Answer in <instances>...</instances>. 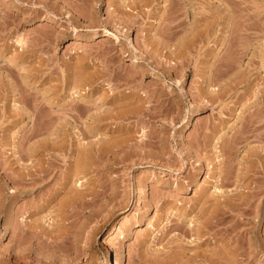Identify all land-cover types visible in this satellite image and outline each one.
<instances>
[{
	"label": "rangeland",
	"instance_id": "obj_1",
	"mask_svg": "<svg viewBox=\"0 0 264 264\" xmlns=\"http://www.w3.org/2000/svg\"><path fill=\"white\" fill-rule=\"evenodd\" d=\"M28 138L0 264H264V0H0V162Z\"/></svg>",
	"mask_w": 264,
	"mask_h": 264
},
{
	"label": "bare ground",
	"instance_id": "obj_2",
	"mask_svg": "<svg viewBox=\"0 0 264 264\" xmlns=\"http://www.w3.org/2000/svg\"><path fill=\"white\" fill-rule=\"evenodd\" d=\"M74 99V98H73ZM25 113H27V112H25ZM30 116V115H29ZM27 117L26 119H31L30 117ZM23 118V117H22ZM36 118V117H35ZM37 120V119H36ZM261 120V119H260ZM32 121V120H31ZM35 121V120H34ZM36 122V121H35ZM34 127V126H33ZM88 129V128H87ZM89 130V129H88ZM90 130H92V129H90ZM37 132V131H36ZM89 133H91L90 131H89ZM91 134H93V133H91ZM36 136V135H35ZM91 136V135H90ZM101 140H102V138H100ZM105 138H103V140H104ZM29 140H31V138H28V140L25 142V140H24V144H23V146H22V141H21V146H22V149H20V152H18L19 151V149H18V151L16 150L17 148H18V146H17V148H16V145L15 146H13V148H14V151L12 152V155H7V158H6V156L4 157V161H1L0 162V180L2 181V182H6V184L7 183H12L13 182V184H15L16 185V190H13L12 191V193L14 192V194L16 195V193H23V192H27V191H31V190H33L37 185H39L40 183H42L43 181H45L46 179H47V177L49 176V174H50V169L52 168V165L53 164H55L54 162H53V160H51L50 162H52L51 164H48V165H46L49 161L48 160H50V159H48L47 160V163H46V158L43 156L44 155V152H46L45 150H48L49 148V146H46V144L44 145V144H39V143H37V144H32ZM102 140V141H103ZM106 140V139H105ZM98 141H100V140H98ZM107 141V140H106ZM105 141V142H106ZM42 142V141H41ZM96 142V141H95ZM101 142V141H100ZM109 142V141H108ZM18 143V142H17ZM12 145L14 144V143H11ZM82 144V143H81ZM91 144V143H90ZM93 144H94V142H93ZM97 144H98V142H97ZM103 144H104V142H103ZM106 144V143H105ZM109 144H111V143H109ZM115 143H113V145H114ZM19 145V144H18ZM86 145L87 144H85V147H86ZM101 145H102V143H101ZM112 145V147L114 148L115 146H113ZM118 144H116V146H117ZM20 146V145H19ZM82 146V145H81ZM99 146V147H98ZM98 146H97V148L98 149H96V150H99L98 151V156L97 157H95V158H97V161H98V157H100L104 152L102 151V150H105L102 146H100V143L98 144ZM107 146H109V145H107ZM51 147H52V145H51ZM51 147H50V149H51ZM83 147H84V145H83ZM84 147V148H85ZM88 147V146H87ZM93 147V146H92ZM106 147V146H105ZM11 148H12V146H11ZM20 148V147H19ZM48 148V149H47ZM83 148V149H84ZM94 148V147H93ZM90 149V147H88V149L89 150H87L86 151V157H87V159H90V158H92V157H94V155H96V154H93L94 152H92L94 149ZM82 149V148H81ZM82 149V150H83ZM107 149H109V148H107ZM110 149H111V146H110ZM114 149H116V150H118V148H114ZM13 150V149H12ZM16 150V151H15ZM52 150H54L53 148H52ZM92 150V151H91ZM106 151H108V150H106ZM110 151H113L114 152V150H110ZM96 152V151H95ZM109 152V151H108ZM42 153V154H41ZM110 153V152H109ZM46 154V153H45ZM80 154H81V152H80ZM106 154V153H105ZM83 155V154H82ZM104 155V154H103ZM102 155V156H103ZM11 156H13L14 157V159H10L11 158ZM40 156V157H39ZM38 157V161L37 162H34L33 160H34V158L36 159ZM42 157H44V158H42ZM84 157V156H83ZM2 158V157H1ZM1 158H0V160H1ZM3 159V158H2ZM58 159V158H57ZM82 159V158H81ZM86 159V158H85ZM100 159H101V157H100ZM82 161V160H81ZM94 161H96V160H94V158H93V164L95 163ZM220 161V160H219ZM49 162V163H50ZM79 162H80V160H79ZM87 162L88 161H86V164H87ZM57 164V163H56ZM85 164V163H84ZM85 164V165H86ZM89 164V163H88ZM80 166V165H79ZM93 166V165H92ZM91 166V167H92ZM53 167H54V169H56L55 168V166L53 165ZM83 167V166H82ZM34 168V169H33ZM69 169V168H68ZM86 169H87V166H86ZM91 169V168H90ZM52 170V169H51ZM78 171V170H77ZM77 171H76V173H77ZM227 173V172H226ZM52 174V173H51ZM50 174V175H51ZM71 176V175H70ZM75 176V175H74ZM226 176V179H224L225 177H223V179L222 180H226V181H229V179H227V177L229 176H227V175H225ZM228 178H230V177H228ZM65 179L66 180H69L70 179V177H69V175L67 174V175H65ZM240 179V178H239ZM258 179V178H257ZM256 180V179H255ZM226 181H224L225 182V184L227 183ZM236 181V180H235ZM78 182V180L75 182V184ZM223 182V181H222ZM224 182L222 183V186L223 185H225L224 184ZM263 182V181H262ZM3 183V185L1 186V184H0V186L2 187V189L0 188V198L5 194L6 195V191L5 192H3V190L5 189V184ZM229 183V182H228ZM234 183V182H233ZM240 183V182H239ZM13 184H12V186H13ZM67 183L65 182V184L64 185H66ZM78 184V183H77ZM256 184V183H255ZM239 185V184H238ZM238 185H236V186H238ZM254 186V185H253ZM257 186V185H256ZM256 186H254V188H257ZM259 186V185H258ZM15 187V186H14ZM75 187H77V186H75ZM248 187H249V185H248ZM13 188V187H12ZM237 188V187H236ZM238 188H239V186H238ZM237 188V189H238ZM260 188V187H259ZM262 188H263V186H262ZM261 188V189H262ZM89 189V188H88ZM216 189H218V190H220V188H216ZM237 189H235V191H236V193H238V195L237 194H235L234 195V192L235 191H232L233 193H232V195L233 196H236V199L231 195V193L229 194V195H231V197L229 196V197H226V196H228V194L226 195L225 194V197L227 198H225L226 200L224 201V205H226V203H227V205H228V207L226 206V208H227V211H226V208H225V210H222V217L220 218V215L218 216V218H215L216 217V215L215 214H213V218H210L209 216H207V217H209L210 219H208V221H206L205 223H201V224H199V223H197L196 225H197V229L195 230L194 229V227H195V224H193L192 223V221L189 223V225L190 224H193L194 225V227L192 226V225H190L189 227H191V229H190V231H192L195 235H200V234H202L201 232L202 231H204V229H211V227H214V226H218V224H220V226H222V224H224V223H226V222H223L222 224L220 223V220H221V222H222V219L223 220H225L224 218H225V215L228 213V215L230 216L233 212V210H236L237 209V206H247L246 204H244V203H246L245 201H244V203H243V201H239L238 203H237V199L239 200V197H241V192H238V190ZM240 189V188H239ZM260 190V189H259ZM221 191V190H220ZM223 191V190H222ZM243 191V190H242ZM252 191V190H251ZM254 191H256V189L254 190ZM258 191V190H257ZM259 192H261V191H258L257 193H255L254 195H256V194H258ZM81 193V192H80ZM221 193V192H220ZM226 193V192H225ZM239 193H241L240 195H239ZM252 192H250V194H251ZM254 193V192H253ZM243 194H245V191H244V193ZM246 194H247V192H246ZM245 194V195H246ZM260 194V193H259ZM4 195V196H5ZM84 195V194H83ZM9 196V195H8ZM12 197L14 196V195H11ZM242 196H244V195H242ZM10 197V196H9ZM53 197V196H52ZM55 197V196H54ZM233 197V198H232ZM238 197V198H237ZM14 198V197H13ZM16 198V197H15ZM73 198V197H72ZM243 198V197H242ZM242 198H240L241 200H243ZM255 198V197H254ZM7 199V198H6ZM78 199V198H77ZM85 199V198H84ZM216 199V198H215ZM2 200V199H1ZM0 200V201H1ZM11 200V199H10ZM51 200V199H50ZM79 200V199H78ZM208 200V199H207ZM247 200V199H246ZM4 201H6L5 200V197H4ZM3 201V202H4ZM76 201V200H75ZM81 201H83V200H81ZM206 201V200H205ZM209 201V200H208ZM220 201V200H219ZM219 201H217L218 202V206H219V203L221 204V202H219ZM12 202V201H11ZM80 202V201H79ZM211 202V201H210ZM209 203V202H208ZM212 203V202H211ZM241 203H243V205L241 204ZM248 203H249V201H248ZM250 203H251V200H250ZM0 204H2V201H1V203ZM5 204V203H4ZM9 205H12L11 203H8ZM204 204H207V203H205L204 202ZM215 204V206L217 207V205ZM240 204V205H239ZM221 205H223V204H221ZM211 206H213L212 204H211ZM215 206H213V208L215 207ZM236 206V207H235ZM248 206H250V204H248ZM38 207V206H37ZM209 207H210V204H209ZM223 207H225V206H223ZM235 207V208H234ZM44 208V207H43ZM239 209H241L240 207H238ZM243 209H245L244 207H242ZM11 209H12V207H11ZM39 209H41V208H39ZM215 210H216V208H214ZM214 209H213V211H214ZM222 209V208H221ZM220 209V210H221ZM224 209V208H223ZM2 210V209H1ZM10 210V209H9ZM8 210V211H9ZM3 211V210H2ZM7 211V212H8ZM13 211V210H12ZM240 212V210H237L236 211V214H234V215H238L237 213H239ZM244 211V214L245 213H247V212H245L246 210H241V214L240 215H242V212ZM220 212V211H219ZM229 212H232L231 214L229 213ZM0 213H1V211H0ZM207 213V212H206ZM210 213V211H208V213L207 214H209ZM221 213V212H220ZM12 214V212L11 213H9V215H11ZM243 214V215H244ZM7 214H5V216H6ZM9 215H7L8 216V218H10L9 217ZM211 215V214H210ZM234 215H232V217L234 216ZM239 215V216H240ZM242 215V216H243ZM6 216V217H7ZM212 217V216H211ZM228 217V216H227ZM231 217V216H230ZM234 217H236V216H234ZM233 217V218H234ZM232 218V219H233ZM239 218V217H238ZM5 220H7V218H5ZM11 221H12V219H10ZM215 220V221H214ZM236 220V219H235ZM8 221V220H7ZM15 221V220H14ZM17 221V220H16ZM219 221V222H218ZM228 221H231V220H228ZM237 221V220H236ZM240 221V220H239ZM197 222V221H196ZM201 222V221H200ZM8 223H10V222H8ZM235 223H238V222H235ZM15 224V223H14ZM199 224V225H198ZM13 225V224H12ZM19 225H21V224H19ZM25 225V224H24ZM234 225V224H233ZM230 226V225H229ZM228 226V227H229ZM234 226H236V225H234ZM20 227H23V226H19V228ZM26 226H24L23 228H25ZM233 226H232V224H231V227L230 228H232ZM216 228V227H215ZM219 228V227H218ZM218 228H216V229H218ZM224 228V227H223ZM234 228L235 227H233L231 230H233L234 231ZM16 229V228H15ZM18 229V228H17ZM213 229V228H212ZM211 229V230H212ZM220 229V228H219ZM236 229V228H235ZM22 230V229H21ZM226 231H227V234H228V230H229V228L227 229H225ZM188 231V230H187ZM208 231H210V230H208ZM207 231V232H208ZM214 231V230H213ZM25 232H26V230H25ZM212 232V231H211ZM186 233V232H185ZM187 233H189V232H187ZM209 233V232H208ZM226 233V232H225ZM229 233H231V232H229ZM20 234V233H19ZM23 234V233H22ZM25 234V233H24ZM211 234V233H210ZM213 234V233H212ZM217 234H219L218 233V231H217ZM226 234V235H227ZM215 235V234H214ZM224 235V234H223ZM225 235V237H227ZM201 236V235H200ZM205 236V235H204ZM197 237V236H196ZM230 237V236H229ZM199 239V238H198ZM203 239V238H202ZM230 239V238H229ZM252 239V238H251ZM264 239V238H263ZM262 239V240H263ZM196 240V245H197V242L199 243V240L197 241V239H195ZM255 240V239H254ZM259 240V239H258ZM257 240V241H258ZM261 240V239H260ZM261 240V241H262ZM22 241H23V239H22ZM206 241V240H205ZM256 241V242H257ZM264 241V240H263ZM262 241V242H263ZM21 242V241H20ZM189 243V242H188ZM190 243H191V241H190ZM192 243H194V242H192ZM251 243H253V242H251ZM18 244H20V243H18ZM186 244H187V242H186ZM200 244V243H199ZM199 244L197 245V246H199ZM248 244H249V242H248ZM22 245V244H21ZM260 245H261V243H260ZM264 245V244H263ZM202 246V245H201ZM250 246H251V244H250ZM255 246V245H254ZM18 247V246H17ZM16 247V248H17ZM184 247L185 246H183V250H184ZM187 248H188V246H186ZM194 247H196V246H194ZM240 247V246H239ZM257 247H259V246H257ZM262 247V246H261ZM187 248H185V251H186V249ZM192 248V247H191ZM236 248V247H235ZM250 248V247H249ZM260 248V247H259ZM18 249V248H17ZM196 249V248H195ZM237 249V248H236ZM262 249V248H261ZM187 250H190L189 248L187 249ZM192 250V249H191ZM194 250V249H193ZM231 250V249H230ZM229 250V251H230ZM260 249H258L257 251H259ZM182 251V250H181ZM236 251V250H235ZM227 251L225 250V253H226ZM262 252V251H261ZM183 253H185L184 251H182V253H180V254H183ZM214 253H216V252H214ZM213 252L211 253L212 255H216V256H218V253H216V254H214ZM221 253V252H220ZM224 253V252H223ZM233 253V251L230 253V254H232ZM197 254V253H196ZM242 254V253H241ZM240 254V255H241ZM175 255H177V254H174V256ZM184 255V254H183ZM222 255V254H221ZM226 254H223L222 256H220L219 258H221V260H223V256H225ZM227 255H229V253H227ZM234 255V254H233ZM174 256L172 257H170L169 259H174ZM178 256V255H177ZM204 256H206V254L204 255ZM203 256V257H204ZM230 256V255H229ZM239 255H237V257H238ZM183 257V256H182ZM195 257H198V256H195ZM208 257V256H207ZM228 257V256H227ZM3 258H5V254H4V252H2L1 250H0V260L2 261V259ZM202 258V257H201ZM226 258V257H225ZM224 258V259H225ZM229 258V257H228ZM233 258H236V256H234ZM239 258V257H238ZM177 258H176V256H175V259H174V261L176 260ZM182 259V258H181ZM180 259V260H181ZM239 259H241V258H239ZM239 259H237L238 261H239ZM178 260H179V258H178ZM213 260H214V262H215V264H220L221 262H220V260L216 257L215 259L213 258ZM4 262H5V260H3ZM170 261V260H169ZM173 261V260H172ZM210 262H211V260H209ZM224 261V260H223ZM225 261H227V258L225 259ZM231 261V260H230ZM233 261V263H231V264H234V259L232 260ZM236 261V260H235ZM178 262V261H177ZM183 262V261H182ZM172 263V262H171ZM175 263V262H174ZM180 263V262H179ZM186 263V262H185ZM227 263H230V262H228L227 261ZM7 264V263H6ZM107 264H113V263H111L109 260H108V263ZM170 264V263H169ZM176 264V263H175ZM211 264V263H210ZM212 264H213V262H212ZM235 264H237V262H235Z\"/></svg>",
	"mask_w": 264,
	"mask_h": 264
}]
</instances>
